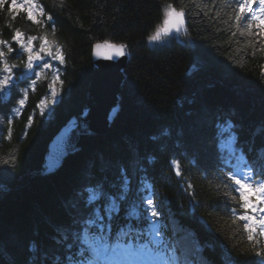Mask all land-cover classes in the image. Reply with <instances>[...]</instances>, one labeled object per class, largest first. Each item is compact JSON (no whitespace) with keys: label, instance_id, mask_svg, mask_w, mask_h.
Instances as JSON below:
<instances>
[{"label":"trees","instance_id":"obj_1","mask_svg":"<svg viewBox=\"0 0 264 264\" xmlns=\"http://www.w3.org/2000/svg\"><path fill=\"white\" fill-rule=\"evenodd\" d=\"M243 2L36 0L44 9L41 23L15 10L12 0L0 3V40L13 49L0 45V51L17 65L13 82L0 90V264H40L39 255L30 258L33 244L48 264L70 241L59 233L89 220L103 235L115 232L117 242L125 233L130 243L143 240V232L115 224L130 215L132 205L142 212L149 196L167 228L159 246L164 252L178 250L187 264H259L255 252L264 250V238L254 233L259 243L253 250L256 241H248L238 219L245 209L228 169L221 168L215 130L217 123L232 125L235 153L254 173L253 182L264 181V32L241 35L248 20L237 21L236 13ZM168 3L185 10V40L151 47L149 37ZM258 3L253 0V11ZM17 29L24 42L38 38L34 50L41 36L55 41L65 58L60 63L50 57L48 69L35 66L41 78H34V90L33 81L24 80L27 54L12 39ZM105 41L123 44L129 56L119 110L104 134L86 138L59 169L43 176L48 144L90 102L91 52ZM101 187L104 198L90 200ZM182 233L196 237V250L176 238Z\"/></svg>","mask_w":264,"mask_h":264},{"label":"snow or ice","instance_id":"obj_2","mask_svg":"<svg viewBox=\"0 0 264 264\" xmlns=\"http://www.w3.org/2000/svg\"><path fill=\"white\" fill-rule=\"evenodd\" d=\"M3 0H0V3H2ZM252 3L253 0H244L243 3L239 4V11L236 13V20L240 21L241 19H247L248 23L245 25L244 31L241 32V35H244V32L246 31L249 36H252L254 34L259 35L260 32H264V28L261 27L262 24H264V0H259L260 7L257 11H253L252 9ZM16 0H13L12 7L15 8ZM21 8L26 7V14L27 19L31 20L33 23H41V21L36 19L35 12L38 9L41 14H43L44 9L36 4V0H24V3L20 5ZM248 12L251 13V17L248 18L244 14ZM185 10L181 8L180 10H177L171 3L166 4L164 8V17L162 20V26L157 27L155 34L149 37L150 40L156 41L159 40L161 37V34H168L170 31H176L179 32L185 24ZM49 20L52 19L51 16L48 17ZM255 22V24L253 23ZM255 27L258 32L253 33L252 29ZM53 34L55 33V28L52 29ZM23 33L17 29L12 37L13 40H15L20 48L27 53V61L24 63V67L33 70V64L35 61H38L42 59L41 53H43L45 56L51 57L53 60H58L60 63L65 62V58L63 55V52L61 50V46L59 44H56L55 41H49L46 36H41L39 39L42 41L39 47V51H34L32 44L33 41L38 39L35 36H28L26 42L23 40ZM55 44V51L52 50V45ZM0 45H5L8 47V52H12L13 49L8 46V42L4 40H0ZM101 47L106 48H114L116 50V53L118 55L124 54V45H112L109 44L108 41H105L103 45L97 43L95 45L96 49H100ZM255 54V53H253ZM0 65H2V71L5 73L2 77H0V90H6L7 86L13 82V76H12V69L16 68V64L9 65L7 62V56L3 51H0ZM39 66V65H37ZM51 65L47 62L43 64L44 69L50 68ZM32 74L37 76V79L41 78V73H37L33 70ZM262 74H264V69H262ZM58 79L57 76H53L52 83H55ZM33 90L35 86V81L32 82ZM51 87V84L49 85ZM27 97V91L24 92V98L19 100V104L21 106L24 105L25 99ZM18 114V110H17ZM29 120H31V117H29ZM9 124H11V120L9 121ZM11 135V129H9V138ZM7 163V161H4ZM173 165L176 169V174L181 175V169L180 165L173 161ZM254 173L249 171L248 173H242L240 178H237L236 174L233 173L230 176V179L234 181V183L238 186L234 189V192L238 193L239 195V202L240 207L247 210L250 207H253L250 197L248 196L246 189L251 190L255 195H257L261 202H264V182H251L250 177ZM104 198V191L102 187L100 188V191L93 196H90L89 199L96 201L99 199ZM126 194L121 193V199H125ZM234 201L236 200V196L231 197ZM145 202L149 206L150 210V217L152 221H155V218L159 215L158 211L156 210L154 205V201L152 198H147ZM255 210V209H254ZM235 211V209L233 210ZM260 211H264V209H260ZM130 215L133 217L134 220H141L143 218V213L140 212V210L137 208V206L132 205L130 210ZM239 220L243 221H252V223H245L243 225L244 230L247 232V239L248 241H256V243L253 244V250L256 248V244L259 243V241L256 239V233L258 236H264V217H260L257 219L254 216L247 215V212L245 214L240 215L238 217ZM92 222L86 221V225H90ZM235 223V221H233ZM257 226H259V230H257ZM151 233L154 237H156V241H151L147 238V233H141L142 236H144L143 242L140 244L141 249H148L152 252L156 253L158 256L161 257H167V259H161L158 264H187L186 260H182L181 257L177 254L178 250L173 249L171 247L168 248L166 252L160 251V244L163 243V233L162 231L156 227V224L153 222L149 225ZM89 233L92 232V229L88 227L86 229ZM83 234V231H82ZM125 240L119 241L118 244L113 247L111 244L104 245V246H96L89 244L88 248L85 249L83 253H80L81 255H85V261L77 260L75 261V264H100L99 257L101 255L107 256L109 253L112 255H116L118 251H120V244H124V252L126 253H132L134 250L129 249L127 246L129 234L125 233ZM134 240L135 238H130ZM256 256L260 257L262 261H264V250L256 251ZM207 264V262H206Z\"/></svg>","mask_w":264,"mask_h":264},{"label":"water","instance_id":"obj_3","mask_svg":"<svg viewBox=\"0 0 264 264\" xmlns=\"http://www.w3.org/2000/svg\"><path fill=\"white\" fill-rule=\"evenodd\" d=\"M99 44L103 45L104 42ZM123 51V55H118L114 48L96 49L93 46V75L88 87L90 102L82 108L78 117L71 118L50 141L41 175L55 172L69 155L79 150L86 138L104 134L113 122L119 110V94L129 59L125 48Z\"/></svg>","mask_w":264,"mask_h":264},{"label":"rangeland","instance_id":"obj_4","mask_svg":"<svg viewBox=\"0 0 264 264\" xmlns=\"http://www.w3.org/2000/svg\"><path fill=\"white\" fill-rule=\"evenodd\" d=\"M22 3H24V0H22ZM22 9H24L25 11H26V7L25 8H22ZM35 16H36V18L37 17H39L40 16V12H39V10L37 9L36 10V12H35ZM164 17V16H163ZM162 26V25H161ZM181 31H182V29H181ZM156 32V31H155ZM155 32L154 33H152V35L153 34H155ZM180 32V31H179ZM179 32H176L175 34H168V35H164L163 36V34H161V37H160V39L159 40H156V41H152V40H150L151 42H152V44H164V45H162L161 47H164V46H168V45H170L171 43H172V39L173 38H178L179 36H181V33H179ZM156 48H159V47H156ZM246 192H247V194H248V196L250 197V199H251V202H252V205H253V207H250L248 210H249V213H248V215L249 216H254V217H256V216H258L259 218L260 217H264V211H260V209H264V202H262V205H260L259 203H258V201L257 200H259L260 198L257 196V195H255L251 190H249V189H246L245 190ZM253 198H256L257 200H253ZM255 209V210H254ZM256 215V216H255ZM259 218H257V219H259ZM247 223H252V221H247Z\"/></svg>","mask_w":264,"mask_h":264}]
</instances>
